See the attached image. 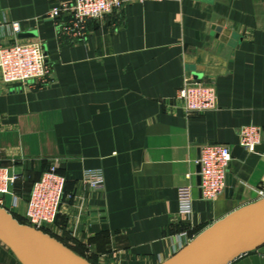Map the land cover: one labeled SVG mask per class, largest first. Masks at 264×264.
I'll return each mask as SVG.
<instances>
[{
    "label": "crops",
    "instance_id": "1",
    "mask_svg": "<svg viewBox=\"0 0 264 264\" xmlns=\"http://www.w3.org/2000/svg\"><path fill=\"white\" fill-rule=\"evenodd\" d=\"M59 1L0 0V47L37 42L52 70L47 85L0 81V167L20 175L18 207L2 199L8 212L24 215L32 184L58 160L64 197L44 232L90 264H162L260 200L264 152H245L238 131L264 128V0L131 3L88 21L81 39L64 33L68 19L47 17ZM186 79L214 85L215 110L184 111ZM207 144L229 147L235 181L213 202L199 191ZM89 170L102 173V191L82 183ZM184 186L188 218L178 216ZM0 264H19L1 243ZM233 264H264V246Z\"/></svg>",
    "mask_w": 264,
    "mask_h": 264
},
{
    "label": "built area",
    "instance_id": "2",
    "mask_svg": "<svg viewBox=\"0 0 264 264\" xmlns=\"http://www.w3.org/2000/svg\"><path fill=\"white\" fill-rule=\"evenodd\" d=\"M151 0H62L47 12V17L56 22L60 18L69 20L63 27L68 36L81 39L90 20H101L120 12L131 3H144ZM15 31H19L16 29ZM0 81L4 85H47L52 82V70L42 46L37 42L14 43L0 47ZM186 113H205L217 107V94L210 82L184 80L176 94ZM239 146L248 154H255L256 148L264 145V128L246 125L238 131ZM264 156V154H263ZM232 160L228 146L207 144L200 150L199 191L203 201L213 202L224 196L227 189L226 179ZM60 163L51 160L48 168L31 187L26 201L25 221L32 228L44 231L52 226L59 215L64 197L66 180L59 174ZM20 181V175L9 168L0 167V206L3 197H12V208H17L20 198L13 187ZM82 183L90 190L102 191L104 177L99 171H86ZM260 200L264 191L257 193ZM193 195L190 186L178 190V216L188 218L192 214ZM4 208V207H3Z\"/></svg>",
    "mask_w": 264,
    "mask_h": 264
},
{
    "label": "water",
    "instance_id": "3",
    "mask_svg": "<svg viewBox=\"0 0 264 264\" xmlns=\"http://www.w3.org/2000/svg\"><path fill=\"white\" fill-rule=\"evenodd\" d=\"M256 151L264 152V145ZM226 185L225 195L232 196L235 181L228 174ZM0 243L19 264H90L43 231L20 224L1 206ZM263 246L264 198L231 212L162 264H233Z\"/></svg>",
    "mask_w": 264,
    "mask_h": 264
},
{
    "label": "rangeland",
    "instance_id": "4",
    "mask_svg": "<svg viewBox=\"0 0 264 264\" xmlns=\"http://www.w3.org/2000/svg\"><path fill=\"white\" fill-rule=\"evenodd\" d=\"M51 162V160L47 163L48 165H49V163ZM45 172V171H44ZM8 199H11L10 197H8ZM10 213V212H9ZM11 214V213H10ZM12 215H14V214H12ZM14 218L20 223V224H22V225H26V226H28V227H31V226H29V224H27V222L25 221V219H24V217L22 216V217H19V216H15L14 215ZM44 232V231H43ZM45 233V232H44Z\"/></svg>",
    "mask_w": 264,
    "mask_h": 264
}]
</instances>
